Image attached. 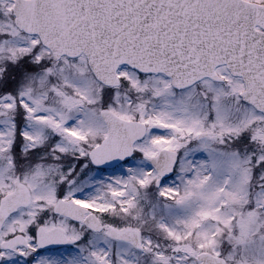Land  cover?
Segmentation results:
<instances>
[{
	"label": "snow or ice",
	"instance_id": "obj_1",
	"mask_svg": "<svg viewBox=\"0 0 264 264\" xmlns=\"http://www.w3.org/2000/svg\"><path fill=\"white\" fill-rule=\"evenodd\" d=\"M0 264H264V0H0Z\"/></svg>",
	"mask_w": 264,
	"mask_h": 264
}]
</instances>
